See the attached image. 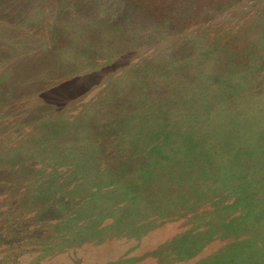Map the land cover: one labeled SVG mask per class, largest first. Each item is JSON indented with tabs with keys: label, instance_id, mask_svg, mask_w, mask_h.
Returning <instances> with one entry per match:
<instances>
[{
	"label": "rangeland",
	"instance_id": "374dc122",
	"mask_svg": "<svg viewBox=\"0 0 264 264\" xmlns=\"http://www.w3.org/2000/svg\"><path fill=\"white\" fill-rule=\"evenodd\" d=\"M57 1L15 3L42 20L35 39L49 49L37 59L46 77L58 57L69 55L70 61L80 53L98 64L110 61L103 70L113 76L128 74L119 85L114 83L116 94L111 97L110 90H103L107 79L99 76L72 89L67 85L66 92L65 82L51 83L47 95L35 77L8 101L1 87L12 82L16 88L19 77L0 72V264H205L224 248L236 253L227 264H264V220L258 224L253 215L263 213L264 219V0H103L85 6L78 2L68 6L67 19L53 17ZM13 36L0 35V53L19 51L12 47ZM40 46L34 45L35 51L45 49ZM132 100H144L138 111L130 112ZM109 102L116 105L110 107ZM102 110L103 134L119 119L131 135L126 144L130 155L118 171L121 178L115 170H100L110 183L101 190L93 186L91 178L99 175L92 164L99 151L88 148V136L78 144L82 149L73 147L84 154L83 160L74 154L73 167L70 158L57 156L64 146L56 140L60 144L49 146L48 154L38 150V156L32 155L35 175L15 172L29 165L11 164L12 157L24 153L30 143L26 135L34 131L30 125L22 133L15 130L16 125L22 129L24 119L40 116L37 121L52 126L60 118L94 120L92 114L100 111L101 117ZM41 130L37 128L33 138L41 136ZM65 130L79 131L73 126ZM160 135L172 138L181 154L180 165L185 166L180 179L185 194L179 193L186 204L174 213L167 209L172 192L162 183L163 199L156 200L159 185L148 191L130 184L138 181L127 180L135 176L133 167L148 154L153 137ZM70 171L82 175L77 176L80 184L68 191L67 208L53 199H40L52 186L51 178L57 183L67 179L65 187H70ZM82 184L89 185L88 191ZM134 195L144 197L137 206H132ZM238 196L248 207L257 200L260 206L249 216L252 224L232 230L239 222L232 209ZM96 200L100 204L95 207ZM83 205L94 216L89 226H83L84 218H76ZM40 210L58 217H43ZM247 238L250 241L244 243Z\"/></svg>",
	"mask_w": 264,
	"mask_h": 264
},
{
	"label": "trees",
	"instance_id": "16d2710c",
	"mask_svg": "<svg viewBox=\"0 0 264 264\" xmlns=\"http://www.w3.org/2000/svg\"><path fill=\"white\" fill-rule=\"evenodd\" d=\"M97 1H99L101 3L103 0H58L55 3V6L53 5V7H56V10H55V13L53 14V17L57 16L59 18L64 17L67 19V17L69 18L70 14H71V13H69V15H67L68 13H66L69 10L68 6H71L73 3L76 4L78 2L81 5L85 6L87 3L89 4V3H93V2H97ZM18 2H19V0H2V2H1L2 9H1V13H0V35H16V36H13L15 40H14L12 47L14 50H16L17 47L20 48L19 51H17L16 53H14V51L12 49H6L5 51H3V53H0V72L6 73L5 75H7L9 77H12V76H14V78L19 77V79H18L19 83H17L18 85H16L17 86L16 88L13 87L16 83L14 85H11L12 82H9V83L2 85L1 90L3 92L5 99L7 98V100L9 101L10 99L12 100V99L16 98L15 94L18 92L17 89L20 88V86L22 88V86L25 85V83H27L26 80H28V82H30V81H33L32 79H34L35 77L37 78L36 82L42 84L44 90L41 92H43L42 94H44V95L50 89L49 86L51 83L52 84L54 83V85H55L56 83L64 84L63 82H65L63 90L66 92L67 85L69 86V89H72L78 84L79 85H81V83L83 84V81H85L86 79H88L90 77H94V76H99L100 78L102 77V80L107 79L108 87L106 86V88L103 89L105 93L107 92V89H108V90H110V92L108 93V94H110V97L116 94V91L113 87L114 83H117V85H119V83L123 82L125 79V76L128 74V72L122 71L123 73L121 76H117V77L113 76L114 74L112 72H109L108 70H106V71L103 70V69H107L108 66L111 65L110 61L108 62V60H107V62L103 61L102 63L99 62V64H98V62L96 60H93L94 58L88 59L85 53L84 54L80 53L79 55L73 56V57L71 56L74 60H70V61H66L67 57L69 55H64V56L58 57L57 61L55 62V65L50 70H48L49 72L47 71L48 72V78H47L46 74H45L46 71L43 72L42 67H40L43 65H39L37 59H40L39 56L43 52L49 53V49L45 48V44L43 43V41H41V40L38 41V39H35V35H40L38 32V29L41 28L40 25L42 24V22H41L42 20H38V18L41 19L38 16L36 18L35 15H31V12L28 11L26 9V7L15 5V3H18ZM26 2H24L25 3L24 5L29 4V2H27V3ZM57 9L59 12H57ZM85 11L87 12V14H89V15L91 14L89 11H87V10H85ZM39 14H40V11H39ZM78 14H81V13H78ZM42 17H43V15H42ZM31 18H33L32 22H30ZM54 26H55V24H54ZM54 26H52L53 30H54ZM24 28H25V31H23ZM55 33H56V31H55ZM19 35H22V36H19ZM24 35H30V36L26 37ZM79 36H83V35H79ZM2 40H4V38H2ZM111 43H112V40H110V42L108 43L107 46H110ZM34 45L39 46V48L41 47L40 45H42V46H44L43 48H45L46 50L44 49L41 51H35ZM114 45H115V41H114ZM24 47H28V50H24ZM97 57L99 58L100 56L98 55ZM97 57H95V58H97ZM62 59H63V61H62ZM63 62H65V63L63 64ZM104 63H106V64H104ZM45 64H46V66H49V63L45 62ZM84 65H85V67H86V65H88V66H90V68L89 69L86 68V70H85ZM11 72H13V74ZM17 73H20L21 77ZM104 73H106V74L104 76H101V74H104ZM45 78H46V80H45ZM55 87H58V86H55ZM22 90H23V88H22ZM119 95L120 94H118L117 98L120 97ZM118 100L116 101L117 104H119ZM143 102H144V100L137 101V102H133V100H132V102L130 104L131 105L130 112L138 111L142 107ZM108 104H109L108 106H110V107L113 106V104L116 105L113 102H109ZM45 109H47V107ZM40 110H42V109H40ZM97 110H100V109L98 108ZM93 111H94V109H93ZM97 112H98V114L96 116L94 114H92V117L94 118V120H89V119L85 118L83 121H80V119H75L73 121L68 122V121H64L63 119L60 118V119H56L55 122H52L53 123L52 126H48V125L43 126L40 123V121H37L40 116L31 117L30 119H28V118L24 119L22 121L23 123L21 125L22 129L20 128V126L16 125L15 130L22 133L24 126L30 125L34 128V131L32 130L33 132H29L26 135L29 138V141H27V142H30V143L27 144V146H25L26 149H25L24 153L23 152L17 153L21 156L19 158L17 156L12 157L11 164L13 166L17 164V165L23 166V167L27 166V164H25V163H29V165L27 166V169L21 168V169H17V171H15V172L17 174H22V172H27L29 174V176L35 175L36 172L34 171L32 173L31 172L32 170L30 169L31 166L35 165V162L32 159L33 158L32 155L38 156V153L36 152L38 150H44L43 151V152H45L44 155L46 153L48 154V152H47L48 150H46V149L49 146H50V148H53L54 146H58L60 144V143L56 142V140H60V142L64 146L63 147L64 152H61L60 155L57 154V156L62 160L70 158V162L72 163V167H73L76 165V161L74 159V154H76L77 158L82 157V156L84 157V154L81 151L76 152L75 148H73V147L82 149L83 147L80 145H81L82 141L88 136L90 138V141L92 142V145L88 146V148L89 149L95 148L96 152L99 151L98 153H96L95 162L92 164L94 166V169L96 168V170H97L96 172H98V175H99V178H95V179L91 178L93 180V186L98 190H101L102 187H104L105 185L107 186L110 183V182H108L109 177L106 179H104V177L106 176V174L110 170H115L112 172L115 173L116 175H118L119 178H121L120 177L121 173H119L118 171L121 167H123L122 163H123L124 159L130 155V148L126 144H128V140H127L128 137L127 136H131V135L129 133H126L127 130L125 129V127H123L121 122L119 123V119L117 120V122L115 124H113V123L108 124L110 126L109 131H107V133L103 134L101 128H103L104 120H99V119L103 118V114L105 113V111L102 110L101 117H99L100 111H97ZM37 113L38 112H36L34 114H37ZM34 114H32V115H34ZM125 122L129 123L130 121H129V119H127V120H125ZM14 124H16V123H14ZM56 126H59L57 133L55 132ZM68 126L69 127L73 126L74 129H79V131L76 132V130H73L72 134H68V133H66V130H65ZM25 128H24V130H25ZM37 128L42 129L41 130L42 133L38 134L41 136H37L36 138H33L36 134ZM29 131H31V130H29ZM63 131H64V133H62ZM24 133H26V132H24ZM74 133H77V134L74 135ZM58 134H61L62 138H59ZM102 135L104 136V140L102 138ZM110 137H112V138H110ZM166 138H168L169 141H166ZM166 138L163 135L153 137V139L150 143V147L147 150L148 154H146L144 156H140L142 161L140 162V164L138 163V164H136V166L133 167V171L135 172V176L133 175V177H131L130 179H127V180L138 181V183L131 182L130 184L136 185V188H140V189H144V190L147 189L148 191H150V189H152V187H155L156 185H159L158 190L160 191L161 190L160 189V183H162L164 185L163 188L168 189L169 192H172L170 197L173 200H171V202H169L167 209H170L169 212L172 211L171 213H174L175 212L174 210H176L178 208V206L182 207L184 204H186V202L184 200L180 199V197H182V193H179V190L180 191L183 190V193L185 194V191H184L185 184H182L180 181V179L183 178V170L185 169V166L180 165L179 159L181 158V154L179 153V150L177 149L176 145L174 144L175 142L173 140H171L172 139L171 137H166ZM52 141H54L55 143H52ZM168 142L171 143V147H170V145H168V150H167L166 144ZM78 144H80V145H78ZM15 150L17 151V148ZM68 153H72V155H70ZM177 155H180L179 158L177 157ZM83 157H82V160H83ZM101 161H103L102 165L104 167H101L102 166L100 164ZM126 168L130 169L129 167H126ZM102 169H104V170H102ZM100 170L107 172V173H102ZM2 171H4V168H2ZM70 174H71L70 175L71 177L69 176L70 180H71L70 187H68V186L65 187V185H67L69 183V181L67 179L62 181L61 183H59V182L57 183L56 182L57 179L55 180V178H51V180L48 183L51 184L52 186H49L46 188V190H45L46 196L43 195L40 199H42L43 197H45L47 199H53V202H55L56 205L60 204L62 206H65L64 209L67 208L65 203L67 200L66 196H68V191L69 190L72 191V189L76 185L80 184L81 180H79V178H81V177H79V176L82 175V173L79 172L77 175L79 177L78 178L74 172L70 171ZM47 175L49 176L50 173H48ZM32 179L37 180L38 178H32ZM188 179H190V177ZM87 186H89V185H87ZM87 186H86V184L81 185V187H86L85 189H83V191H88L89 188H87ZM159 191H158V194L156 196L157 197L156 200H162L163 199V196H162L163 191H160V192ZM176 191H178V192H176ZM42 192H40V194H43ZM186 192L188 194H190L189 191H186ZM235 193H236V191H235ZM141 196H143V195H134L133 196L134 199H133L132 206H135V204H136V206L139 205L138 203H140L144 199V197H141ZM241 199H243V198L238 196L235 199L236 201H234V203H233L232 209L234 212L237 213L236 217L239 220V222L237 224H235V223L233 224L234 226L232 227V230L234 228H236L237 226H240L239 224H246L247 222L252 224L253 219H251L249 216L253 214V212L255 211L254 209H256L260 206V201L257 200V201H254L252 203L251 207H248V206L243 204V201L241 202ZM31 201H33V199ZM81 201L82 200H80L79 202H81ZM51 202H52V200H51ZM51 202L48 200V203L50 205L55 204V203H51ZM77 203H78V201H76V204ZM94 204L96 207V206H98V204H100V201L98 202L96 200V203H94ZM243 205L245 207L242 208ZM154 206L156 208H159L160 204L158 202H156V204H154ZM81 207L82 208L80 211L82 212V214L80 216H77L76 218H79L80 221L84 218V220L81 221L83 226H89V225H91L90 223L94 222V216L88 214L89 213V211L87 210L88 207L85 208L84 205ZM162 207H163V205H162ZM241 208H242V214H239V209H241ZM262 209H264V208H262ZM108 210L111 211V209H108ZM112 210L114 213V209H112ZM41 211L42 210H40V213H41ZM58 211H60V210H58ZM41 214H42L41 216H43V217H52V216H50L51 213H41ZM262 214L263 213H257V212L253 214L254 217H257L256 222L258 224L262 223L263 222L262 220H264L260 217V215H262ZM56 217H58V216L55 215L52 218H56ZM230 223H228V224H230ZM236 229L241 230L240 228L238 229V227ZM236 229H235V231H237ZM203 238H204V236H203ZM175 241L176 240H174L173 243H175ZM246 241H250V240L247 238L243 242L245 243ZM246 247L251 249L252 245H248ZM186 252L187 251H185L184 254H186ZM187 255H185V256H187ZM234 255H236V253H234V251L232 249L229 250V248H227V249L224 248L221 251H219L218 254H215L213 256V259L211 258L212 261L205 262V264H209V263L227 264V263H229L230 258H232ZM241 259L244 260L243 256L241 257ZM241 259L239 258L238 261ZM255 263H256V261L254 260L252 262V264H255ZM238 264H240V263H238Z\"/></svg>",
	"mask_w": 264,
	"mask_h": 264
}]
</instances>
